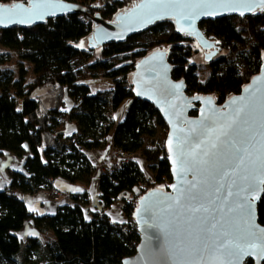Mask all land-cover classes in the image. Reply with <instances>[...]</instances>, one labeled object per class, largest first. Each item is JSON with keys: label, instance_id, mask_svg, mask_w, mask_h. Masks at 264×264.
Here are the masks:
<instances>
[{"label": "trees", "instance_id": "1", "mask_svg": "<svg viewBox=\"0 0 264 264\" xmlns=\"http://www.w3.org/2000/svg\"><path fill=\"white\" fill-rule=\"evenodd\" d=\"M17 1L28 0H0ZM67 1L83 11L36 26L0 30V44L18 59L17 78L2 72L0 156L11 152L24 158V170H11L9 182L0 189V262L7 264H121L135 253L139 235L132 213L137 199L150 188L167 189L171 181L164 143L167 133L159 147L145 143V137L155 135L156 126L168 130L167 125L151 104L132 95L131 75L141 57L165 50L171 77L184 81L188 94L210 95L218 105L238 93L264 59L262 10L243 18L226 16L199 23L219 47L207 62L209 75L200 79L192 61L198 45L177 32L171 20L156 22L124 41L89 49L94 15L112 20L132 2ZM119 55L128 60L117 64L112 59ZM26 63L32 68L31 81L26 79ZM88 77L109 78L112 87L92 93L84 82ZM47 95L53 104H47ZM65 96L74 103L68 111L62 110ZM126 101H130L126 114L116 124L112 113ZM66 119L76 123L77 131L62 143L60 130ZM112 130L113 148L144 158L152 180H146L140 166L129 158L118 168L102 167L95 206L84 188L68 195V201L58 204L52 214L38 215L28 209L21 196L50 192L53 179L88 186L95 167L85 151L103 148ZM135 188L140 192L136 194ZM114 204L120 205L125 220L113 221L107 213L98 220V213ZM257 219L264 226V191L257 203ZM26 221L36 236L22 240L16 233ZM245 264L253 263L246 259Z\"/></svg>", "mask_w": 264, "mask_h": 264}, {"label": "water", "instance_id": "2", "mask_svg": "<svg viewBox=\"0 0 264 264\" xmlns=\"http://www.w3.org/2000/svg\"><path fill=\"white\" fill-rule=\"evenodd\" d=\"M131 2L132 3L126 9L117 12L112 20H104L98 13L94 15L92 19L94 27L87 37L89 49H96L111 41H124L128 36L140 33L156 22L169 19L172 21L177 32L187 34L196 42L202 52V60L208 62L218 53L219 47L214 40L208 39L200 29L199 23L201 21L215 20L226 16H238L243 18L251 14H257L261 8L264 7V5L260 4V0H247V2L251 3V8L238 6L237 10L233 11L220 7V0H209L211 6L207 9V12L210 14L195 16V13L201 12L202 10L187 7H177L167 10L149 9L143 6L151 3V0H136ZM52 3L60 5L54 9L55 15H46L44 19L35 20L33 22L8 23L7 26L0 25V30L8 29L13 26H36L44 24L48 19L83 11L75 2L52 0ZM12 4L23 5L27 8L30 5V0L27 2H0V5L10 6ZM241 11L244 12V15L240 14ZM185 15L195 16L191 21V26H189V21L182 19ZM257 77L260 78L258 82L254 79ZM175 85H180V87L175 88ZM131 86L133 97L151 104L167 125L168 130L164 143L171 181L167 189L150 188L137 199L132 216L136 224L139 241L136 245L135 253L124 257L121 260V264H124L125 261H127V264H226V262L222 260L212 259L213 255L219 257V252L213 253L212 251L214 247V245H212V237L208 238L210 247L203 253V256L199 253L189 255L195 243L197 230L195 219L191 222L188 221V217L193 214L186 209L189 204L192 206H199V204L203 203L210 209L222 204L224 211L214 215H216V218L228 229L231 220L233 218H238L239 214L238 210H234L233 212L227 211L229 207L235 209V196L228 197L227 201H223L222 199L228 190V183H230L231 180H235L237 185H241L243 181L240 180V177L244 175L243 170L246 166L251 168L252 161L256 162L255 166L257 171L255 175L257 178L261 176L259 165L261 160H264V59L258 73L253 75L249 82L238 93L228 97L221 105H218L210 95L188 94L184 81L174 80L171 77L170 63L167 60L165 50L162 49L147 53L135 63L131 75ZM249 86H252L253 89H261V91L256 93L257 104L253 114L255 123L249 128V131L241 132L240 129L248 127V125H245L243 121H239V126L235 131L230 130L229 136H222L221 132L227 127L234 116L233 110L236 105L232 104V100L241 96L247 98L249 93L244 90ZM165 88L170 89L174 94H162V90ZM137 93L140 94L138 95ZM193 97H197L198 99H193ZM209 100L211 103H208ZM192 111H196V114L191 115ZM213 111L217 113L216 123L212 126L210 132H206L200 125V121L203 120L204 115L210 116ZM194 128L196 129L195 132L192 131ZM181 129L183 131H181ZM170 135L173 139L172 152L169 151V146L167 144ZM218 136L220 137L219 140L216 139ZM184 141H186V143ZM197 141H200L199 147L196 146ZM233 142L241 148H247L246 152L240 153V155H243L245 158L244 164H239L237 154L234 153L231 147ZM212 143L217 144L216 149L211 147ZM181 151H194L200 159L209 161L207 165H198L195 169L183 174L184 182L182 184L181 176L173 170V159H175ZM204 151L209 152V156H204ZM213 152L216 153L215 163L222 164L224 169L228 170L230 173V177H224L219 181V183L225 185L219 192L216 191L219 184L209 175V172L215 175L213 171L214 161L211 156ZM170 156L172 159H169ZM237 165L239 166L237 167ZM205 168H207L209 172H205ZM234 168L235 174L233 175L232 170ZM206 179L207 183H203ZM193 183L196 184V188L192 191L196 194L197 199L184 201L183 197H180L179 189L182 186L187 190L191 188ZM172 185H176V189L171 187ZM260 187L263 189V185ZM232 190L235 192V185ZM262 192L263 191L259 194V198H253L252 223L255 225L256 230L264 232V226L261 225L257 219V203ZM169 196L172 197L173 200L167 199ZM177 197H180L181 202L184 204L183 208L173 203ZM217 197L221 199L217 200ZM149 204L152 205L154 210L155 218L152 223L160 225L164 231H161L160 228L150 227L144 223L147 217L143 213V208ZM168 205H172L171 210L169 212L162 211V209ZM200 215H202V213L195 214V216ZM225 221L229 223H225ZM217 231H219V225L217 229L212 230L213 233ZM157 248L161 250L182 249L183 251L180 252L178 261L168 260L165 262L162 255L157 253ZM246 259H251L253 264H262L264 261V259L259 258V253L256 251H253L251 255H245L240 264H245Z\"/></svg>", "mask_w": 264, "mask_h": 264}, {"label": "snow or ice", "instance_id": "3", "mask_svg": "<svg viewBox=\"0 0 264 264\" xmlns=\"http://www.w3.org/2000/svg\"><path fill=\"white\" fill-rule=\"evenodd\" d=\"M260 4L264 5V0H260ZM60 5H56L52 3V0H30L29 7L25 8L23 5L12 4V5H0V25L7 26L8 23H23V22H33L35 20H42L46 15H55V8ZM211 5L209 4V0H151V3L144 5L143 7H147L149 9H174L177 7H187L192 9H201V12L195 13V16L210 14L207 12V9ZM239 7L251 8L252 5L247 0H220V7L224 9L237 10ZM264 11V7L261 8ZM219 14V13H217ZM241 15H244V12H240ZM193 15H185L182 17L185 21H189V26H191V21L195 18ZM147 22V21H144ZM179 30V29H178ZM256 82L260 80L259 77L254 78ZM175 88H179L180 85H175ZM245 92L249 93L248 97L245 98L243 96L235 98L232 100V104L236 105L234 108V116L231 119V122L227 125V127L221 132L222 136H229L230 130L235 131L239 126L238 122L243 121L245 125L248 127L241 128V132L249 131V128L255 123L254 112L257 104L256 93L261 91L259 88L253 89L252 86L245 88ZM138 95L140 93H137ZM162 94L164 95H172L170 89L165 88L162 90ZM193 99H198L197 97H193ZM208 103H211L209 100ZM20 109H17L19 111ZM203 115V114H202ZM217 113L215 111L212 114L204 115L203 120L200 121V125L203 127L204 131L210 132L212 130V126L216 123ZM181 131H183L181 129ZM192 131H196L194 128ZM217 140L220 139L218 136ZM186 143V141H184ZM200 141H197V147H199ZM169 146V151L172 152L173 139L171 135L167 141ZM211 147L213 149L217 148L216 143H212ZM231 147L234 150V153L237 154V158L239 164H244V156L240 155L242 152H246L247 148H241L233 142ZM204 156H209V152L204 151ZM250 155V153H249ZM214 164L213 171L215 175H212L211 172L207 168L204 169L205 172H209V175L212 176L219 187L216 189L217 192L220 191L221 188H224L225 185L219 183L221 179L224 177H230V173L228 170L224 169L222 164L215 163L216 153L213 152L211 154ZM169 159H172L170 156ZM209 163L208 160L200 159L196 152L181 151L179 155L173 159L174 172L181 176V184L183 181V174L188 171L195 169L198 165H207ZM256 162L252 161V167L248 168L247 166L244 168V175L240 177V180L243 181L241 185H237L235 180H231L228 183V190L226 194L223 196V201H227L228 197L235 196L236 203L235 209L229 207L227 209L228 212H233L234 210H238V218H233L230 222V227L228 229L225 228L224 224L221 223L219 219L216 218V215L220 212L224 211L223 205H219L214 208H209L205 206L203 203L199 204V206L188 205L187 211L191 212L193 215L188 217V221L191 222L193 219L196 221V236L195 243L192 247L189 255L199 253L203 256V253L207 251L210 247L208 243V238L212 237V245H214L212 251L213 253L219 252V257L215 255L212 256V259H219L226 264H240L243 257L245 255H251L253 251L259 253V258L264 259V232L258 231L255 228V225L252 223L253 216V198H259V194L261 191H264L260 186L264 185V160H261L259 165V171L261 172V176L257 178L255 175ZM239 165H237L238 167ZM232 174H235V168L232 170ZM207 183V179L203 182ZM236 186L235 192L232 190L233 186ZM174 189H176V185H172ZM196 188V184L193 183L191 188L184 189L182 186L179 189L180 197H183L184 201L196 200L197 196L193 193V189ZM180 197L175 198L173 203L181 208L184 207V204L181 202ZM169 200H173L172 197H167ZM220 200V197L216 198ZM211 203V201H210ZM172 208V205H168L162 209L164 212H169ZM139 211V210H138ZM143 213L146 215L147 219L144 223L150 227L160 228L161 231H164L160 225L153 224L154 220V210L152 205H146L143 208ZM196 213H202L200 216H195ZM179 215V214H177ZM225 223H229L225 221ZM219 225V231L213 233L212 230L217 229ZM157 253L162 255L164 261L172 260L178 261V257L180 252L183 250H174V249H159L157 248ZM127 264V261L124 262Z\"/></svg>", "mask_w": 264, "mask_h": 264}, {"label": "crops", "instance_id": "4", "mask_svg": "<svg viewBox=\"0 0 264 264\" xmlns=\"http://www.w3.org/2000/svg\"><path fill=\"white\" fill-rule=\"evenodd\" d=\"M111 87L112 84L109 88ZM129 103L130 101L124 102L120 107H118L112 113V117L116 124L124 118ZM73 104H74L73 100L70 97L65 96L64 107L62 110L68 111L73 106ZM76 131H77L76 123L73 120L66 119L60 130V132L63 135L62 143H65L66 139L69 138ZM112 148H113V130L110 131L109 134L107 135L106 144L103 148L85 151L86 156L89 158L90 162L95 167V171L92 175L91 182L89 183V185L84 187L82 185L71 184L65 179H57L56 185L61 195H70L71 193L80 192L85 188V190L89 194L90 203L92 204V206H95L99 195L98 178H99L100 170L105 164H107ZM130 159L134 160L140 166V168L142 163L145 162L144 158H142L139 155H132ZM23 164H24V158L17 157L11 152H5L2 156H0V189H2L9 182L10 180L9 172L11 170L23 171L24 170ZM21 197L25 201L28 209L38 215L52 214L55 212L57 205L60 204L52 200V196L48 191H39L34 194H23ZM106 212L113 221L116 222L124 221V217L121 213L120 205L114 204ZM16 234L19 236V238L24 240L28 236H32V237L36 236V230L33 228L30 221H26L24 227Z\"/></svg>", "mask_w": 264, "mask_h": 264}, {"label": "rangeland", "instance_id": "5", "mask_svg": "<svg viewBox=\"0 0 264 264\" xmlns=\"http://www.w3.org/2000/svg\"><path fill=\"white\" fill-rule=\"evenodd\" d=\"M196 52L192 56V61L196 64V74L200 79H204L209 75V67L207 66V61L202 60V52L200 50L199 46H195ZM206 52L205 50H203ZM17 57L9 52L8 49L4 48L0 44V86L3 83V75L2 72L6 71L9 73L13 78H17L18 69H17ZM93 60V59H91ZM113 61H116L117 64L121 62H126L128 59H124L123 55H119L117 57H114L112 59ZM25 67L27 69L26 71V79L27 81H31L33 74H32V68L29 64H25ZM102 78V79H101ZM84 82L90 87L91 92H96L98 90L107 89L111 86L112 81L109 78L103 79V77H88L84 80ZM47 104H53L51 101V96H46ZM117 116V114H116ZM167 133V130L164 128H161L160 126H156V133L153 137H145V143L149 147H159L161 143L163 142L164 136ZM145 161V159H144ZM145 163V164H144ZM141 165V169L144 171V178L146 180H152L153 173L148 169V164L145 161ZM52 196V195H51ZM59 202L56 203H65L68 201L67 197L68 195H61L59 196ZM53 200V196H52ZM54 201V200H53ZM116 205V204H115ZM34 258H32L33 260ZM0 264H7L0 262Z\"/></svg>", "mask_w": 264, "mask_h": 264}, {"label": "built area", "instance_id": "6", "mask_svg": "<svg viewBox=\"0 0 264 264\" xmlns=\"http://www.w3.org/2000/svg\"><path fill=\"white\" fill-rule=\"evenodd\" d=\"M129 1L131 2V1H136V0H129ZM130 156L131 155L123 154L120 149L112 148L110 155H109V158H108V161H107V165H109L111 168H118L124 161H127L130 158ZM56 183H57L56 179L51 180V184L53 187H52V190L50 191V194L53 196V200L55 202H59L60 201L59 196H61V193H60L59 189L57 188ZM139 192H140V189L135 188V193L137 194ZM97 202H98V199H97ZM106 213H107L106 211H103V210L100 211L98 213V217H97L98 220L101 219L104 216V214H106Z\"/></svg>", "mask_w": 264, "mask_h": 264}]
</instances>
